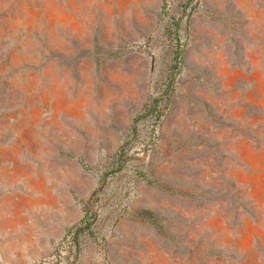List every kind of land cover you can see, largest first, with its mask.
<instances>
[{
  "label": "rangeland",
  "instance_id": "rangeland-1",
  "mask_svg": "<svg viewBox=\"0 0 264 264\" xmlns=\"http://www.w3.org/2000/svg\"><path fill=\"white\" fill-rule=\"evenodd\" d=\"M0 264H264V0H0Z\"/></svg>",
  "mask_w": 264,
  "mask_h": 264
},
{
  "label": "trees",
  "instance_id": "trees-1",
  "mask_svg": "<svg viewBox=\"0 0 264 264\" xmlns=\"http://www.w3.org/2000/svg\"><path fill=\"white\" fill-rule=\"evenodd\" d=\"M175 29L177 30V26L175 27ZM174 42H175V44H174V50H173L172 64H171V68H170L171 73L176 71V68H177V66H178V64L180 62V59H181V57H180L181 45H180L179 36L176 35ZM159 100L160 99H154L152 101V103L144 110V112L136 117L135 122H137L138 120L143 119V118H145L147 116H150V115H155L156 117H158L162 113V109L157 107V102ZM119 149L123 150V146H121ZM87 219H88V217L85 216L81 220V224L82 223H86ZM86 226H88V225H86Z\"/></svg>",
  "mask_w": 264,
  "mask_h": 264
}]
</instances>
